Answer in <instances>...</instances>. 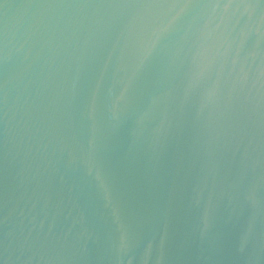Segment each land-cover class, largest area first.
Returning a JSON list of instances; mask_svg holds the SVG:
<instances>
[{
	"label": "water",
	"instance_id": "1",
	"mask_svg": "<svg viewBox=\"0 0 264 264\" xmlns=\"http://www.w3.org/2000/svg\"><path fill=\"white\" fill-rule=\"evenodd\" d=\"M0 264H264V0H0Z\"/></svg>",
	"mask_w": 264,
	"mask_h": 264
}]
</instances>
